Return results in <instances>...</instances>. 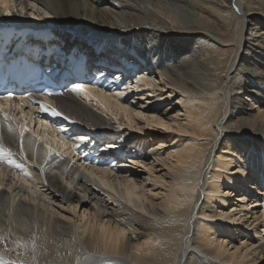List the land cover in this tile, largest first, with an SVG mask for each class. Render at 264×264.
<instances>
[{"label": "bare ground", "instance_id": "6f19581e", "mask_svg": "<svg viewBox=\"0 0 264 264\" xmlns=\"http://www.w3.org/2000/svg\"><path fill=\"white\" fill-rule=\"evenodd\" d=\"M42 32L64 48L96 39L144 77L105 103L57 99L80 135L129 153L98 178L21 149L16 126L55 117L4 114L0 264H264V0H0V46ZM5 116L22 119L9 131Z\"/></svg>", "mask_w": 264, "mask_h": 264}, {"label": "snow or ice", "instance_id": "6c2138e0", "mask_svg": "<svg viewBox=\"0 0 264 264\" xmlns=\"http://www.w3.org/2000/svg\"><path fill=\"white\" fill-rule=\"evenodd\" d=\"M31 7L35 8L36 5L32 4ZM5 14L10 16V15H12V12L9 11V12H6ZM44 14L48 15L47 12H45ZM71 91L74 92V93H80V92L87 93L88 90H87V88L84 85L76 83L71 88ZM8 98L11 99V97H8ZM41 111L46 112V113L50 114L53 117H60V118L64 119L65 121H70L72 123H75V121H71V118L68 115L64 114L62 111H60V110H58V109H56L54 107H50L46 103L42 105ZM5 119H11V118L5 116ZM41 123H44V122L41 121ZM165 130L166 131H171V129H169V128H165ZM9 131H13L11 125H9ZM24 131H27V129H24L21 132V141H20L21 149H23V133H24ZM61 131H66V130L61 129ZM72 138L73 137H69V139H72ZM76 138L79 140L80 144L89 143V138L86 135H79ZM109 147H110V145H109ZM6 151H7L6 149H4L2 146H0V158H2L5 155ZM48 152H49L50 155L52 154L51 147L48 148ZM8 154H10V152H8ZM56 155H59V153H56ZM9 163L11 164L13 162L9 161ZM16 167H19V165H16ZM137 199H139V197H137ZM35 250H36V246H35V244H33L32 245V251L35 252ZM9 264H23V261H20V262L12 261V262H9Z\"/></svg>", "mask_w": 264, "mask_h": 264}, {"label": "rangeland", "instance_id": "374dc122", "mask_svg": "<svg viewBox=\"0 0 264 264\" xmlns=\"http://www.w3.org/2000/svg\"><path fill=\"white\" fill-rule=\"evenodd\" d=\"M235 195H232V200H235L236 197H234ZM252 203V202H251Z\"/></svg>", "mask_w": 264, "mask_h": 264}]
</instances>
